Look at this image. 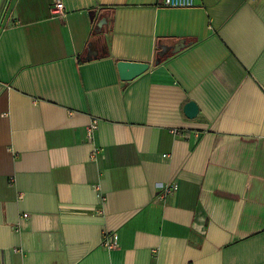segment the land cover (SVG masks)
Returning <instances> with one entry per match:
<instances>
[{
    "label": "crops",
    "instance_id": "crops-1",
    "mask_svg": "<svg viewBox=\"0 0 264 264\" xmlns=\"http://www.w3.org/2000/svg\"><path fill=\"white\" fill-rule=\"evenodd\" d=\"M63 2L0 0V264H264V0Z\"/></svg>",
    "mask_w": 264,
    "mask_h": 264
},
{
    "label": "built area",
    "instance_id": "built-area-1",
    "mask_svg": "<svg viewBox=\"0 0 264 264\" xmlns=\"http://www.w3.org/2000/svg\"><path fill=\"white\" fill-rule=\"evenodd\" d=\"M162 2L163 4L169 5V6H189V5L195 4V0H162ZM64 9H65V6H64L63 0H52L51 11L53 14L55 15L63 14ZM96 122L97 121H94L88 129L90 139L93 138V132L95 128L97 127ZM177 188H178L177 184L167 185L164 189L163 195L165 196L167 193L174 191ZM103 243L107 248H110V249L117 247L119 244L117 236L109 237L106 234H104Z\"/></svg>",
    "mask_w": 264,
    "mask_h": 264
},
{
    "label": "water",
    "instance_id": "water-1",
    "mask_svg": "<svg viewBox=\"0 0 264 264\" xmlns=\"http://www.w3.org/2000/svg\"><path fill=\"white\" fill-rule=\"evenodd\" d=\"M179 46L177 47V49ZM121 79L131 80L149 69V62L119 60L117 62ZM198 111V106L194 101H189L185 105V113L189 117H193Z\"/></svg>",
    "mask_w": 264,
    "mask_h": 264
},
{
    "label": "trees",
    "instance_id": "trees-1",
    "mask_svg": "<svg viewBox=\"0 0 264 264\" xmlns=\"http://www.w3.org/2000/svg\"><path fill=\"white\" fill-rule=\"evenodd\" d=\"M159 58L164 59L165 55H161L160 52L158 51V55Z\"/></svg>",
    "mask_w": 264,
    "mask_h": 264
}]
</instances>
